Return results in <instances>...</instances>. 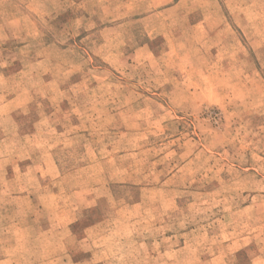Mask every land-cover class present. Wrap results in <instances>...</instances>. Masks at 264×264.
<instances>
[{"label": "rangeland", "instance_id": "obj_1", "mask_svg": "<svg viewBox=\"0 0 264 264\" xmlns=\"http://www.w3.org/2000/svg\"><path fill=\"white\" fill-rule=\"evenodd\" d=\"M0 264H264V0H0Z\"/></svg>", "mask_w": 264, "mask_h": 264}]
</instances>
